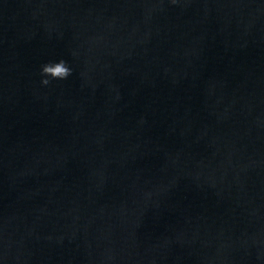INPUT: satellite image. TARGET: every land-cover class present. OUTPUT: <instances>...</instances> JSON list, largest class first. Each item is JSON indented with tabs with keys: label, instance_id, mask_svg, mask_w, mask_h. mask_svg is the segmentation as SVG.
I'll list each match as a JSON object with an SVG mask.
<instances>
[{
	"label": "water",
	"instance_id": "1",
	"mask_svg": "<svg viewBox=\"0 0 264 264\" xmlns=\"http://www.w3.org/2000/svg\"><path fill=\"white\" fill-rule=\"evenodd\" d=\"M259 1L0 0V108ZM60 60L71 75L42 76Z\"/></svg>",
	"mask_w": 264,
	"mask_h": 264
},
{
	"label": "clouds",
	"instance_id": "2",
	"mask_svg": "<svg viewBox=\"0 0 264 264\" xmlns=\"http://www.w3.org/2000/svg\"><path fill=\"white\" fill-rule=\"evenodd\" d=\"M173 3L176 0H172ZM41 74L44 77H51L52 79H66L72 74V69L67 66V62L60 60L58 62H50L42 66ZM42 84L47 85L49 80L47 78L41 81Z\"/></svg>",
	"mask_w": 264,
	"mask_h": 264
}]
</instances>
